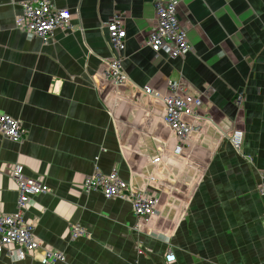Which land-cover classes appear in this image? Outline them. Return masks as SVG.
Wrapping results in <instances>:
<instances>
[{"label": "crops", "instance_id": "obj_1", "mask_svg": "<svg viewBox=\"0 0 264 264\" xmlns=\"http://www.w3.org/2000/svg\"><path fill=\"white\" fill-rule=\"evenodd\" d=\"M22 1L0 0V113L26 129L19 142L0 134V214L16 211L21 164L50 190L22 218L63 254L52 264H264V0H179L190 50L175 58L144 45L159 0H49L70 12L72 29L46 42L15 26ZM113 14L126 32L122 86L104 74ZM171 81L202 100L187 119L200 129L179 155L161 98L142 90L166 95ZM235 129L239 153L227 139ZM113 171L157 199L153 216L82 191L85 177ZM73 225L86 236L71 239ZM41 254L3 253L0 264H41Z\"/></svg>", "mask_w": 264, "mask_h": 264}, {"label": "built area", "instance_id": "obj_2", "mask_svg": "<svg viewBox=\"0 0 264 264\" xmlns=\"http://www.w3.org/2000/svg\"><path fill=\"white\" fill-rule=\"evenodd\" d=\"M179 0H159L154 3L155 24L144 40V45L154 53L175 58L183 57L190 50L188 38L182 31L177 16ZM21 12L15 18V26L21 31L39 37L43 42L51 36L55 29L70 31L72 29L71 14L66 9L53 8L49 0H25L19 3ZM107 37L112 47V56L105 60V77L113 84H123L128 77L123 70L121 58L125 49L126 32L119 14H113L105 23ZM142 90L148 95L161 98L164 104L163 122L171 130L177 140L173 154L179 155L190 134L198 132L199 127L187 122V119L197 112L202 100L199 97L183 93L178 81L168 83V93L160 95L149 86ZM239 102V100H238ZM0 133L14 141H21L25 130L18 120L0 113ZM242 130H232L227 133V139L235 152L239 153L243 144ZM158 159L155 158V162ZM12 179L16 185V211L10 215L0 214V258L16 256L22 259L25 253L42 252L41 263L50 264L63 261L62 253L52 251L40 244L31 231L30 226L23 220L22 213L34 196L48 193L49 188L39 179L27 176L24 166L14 164ZM84 192L99 191L105 198L129 200L137 219L150 218L156 213L157 199L151 197L148 191H137L121 181L113 171L108 175L95 174L85 177L81 182ZM257 191L264 205V182ZM86 236L84 228L73 225L70 238ZM167 262L174 260L166 256Z\"/></svg>", "mask_w": 264, "mask_h": 264}, {"label": "rangeland", "instance_id": "obj_3", "mask_svg": "<svg viewBox=\"0 0 264 264\" xmlns=\"http://www.w3.org/2000/svg\"><path fill=\"white\" fill-rule=\"evenodd\" d=\"M180 26H181V29H182V31H185V33H186V29L180 24ZM186 36H187V33H186ZM50 38V37H49ZM48 38V39H49ZM47 39V40H48ZM110 49H111V51H112V47L110 46ZM112 56V55H111ZM126 82H127V80H126ZM126 82L125 83H123V84H120V85H118V84H116V86H122V85H124V84H126ZM168 128V127H167ZM23 129L25 130V133H26V129L23 127ZM169 129V128H168ZM170 130V129H169ZM170 132H171V130H170ZM25 133H24V135H25ZM1 134V133H0ZM2 135V134H1ZM3 137H5V138H7L6 136H4V135H2ZM7 139H9V138H7ZM10 141H12V142H17V141H14V140H11V139H9ZM56 262V261H55ZM40 263H41V258H40ZM52 263H54V262H52ZM52 263H50V264H52ZM42 264V263H41Z\"/></svg>", "mask_w": 264, "mask_h": 264}]
</instances>
